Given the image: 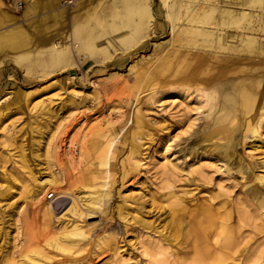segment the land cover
<instances>
[{
    "label": "rangeland",
    "instance_id": "rangeland-1",
    "mask_svg": "<svg viewBox=\"0 0 264 264\" xmlns=\"http://www.w3.org/2000/svg\"><path fill=\"white\" fill-rule=\"evenodd\" d=\"M142 1L61 2L62 58L0 21V264H264V0H151L144 29Z\"/></svg>",
    "mask_w": 264,
    "mask_h": 264
},
{
    "label": "bare ground",
    "instance_id": "bare-ground-1",
    "mask_svg": "<svg viewBox=\"0 0 264 264\" xmlns=\"http://www.w3.org/2000/svg\"><path fill=\"white\" fill-rule=\"evenodd\" d=\"M85 1H87V0H77V2H75L74 3V5H80V6H83V4H85ZM179 3H180V1H179ZM179 6H180V4H174V5H168V10L166 11V17L168 18V19H170V22H171V26H172V33H173V36H172V38L171 39H169V41H168V43H166V44H163V45H160V46H158V47H155V49L159 52L158 54H159V56H161V57H164L165 56V54L168 52V50H169V48L171 47V45L173 44L172 42H173V38H175L174 37V35L177 33V32H179L180 30H182L184 33H186L185 31H184V28L183 29H180V27L179 26H177V20L179 19V17H180V11H179ZM135 11H137V13H138V20H139V28H140V24L142 25V28L144 29V27H146V28H148V27H151V21L153 20V18H154V15H153V12L151 11V0H143L141 3H139L136 7H135ZM227 16H231V17H233L234 18V15H233V12H231V11H229V10H226V11H223ZM190 16V15H189ZM190 18V20H193V21H198V22H203V23H210L211 22V20L213 19V16L212 15H210V14H206L203 18H199L196 14H194L193 12H191V17H189ZM146 21H150V23H146ZM233 22V21H232ZM223 24V23H222ZM211 27V26H210ZM196 32V34H198L200 37H202L203 38V40H205L206 42L208 41V39H209V36H211V33H208V32H206V31H203V30H196L195 31ZM16 34H21V32H20V30L19 29H13V30H11L9 33H2V34H0V48H2V49H6V48H14V49H18L20 46H21V43L18 41V40H20V39H18L19 37H17V40H12L11 39V37H14V35H16ZM195 34V35H196ZM145 36H146V34H145ZM23 37V36H22ZM21 37V38H22ZM231 37H233V38H231V39H234L235 38V36H231ZM220 40H221V37L219 38ZM21 41V40H20ZM24 42V41H23ZM23 42H22V44H23ZM252 43H254V42H251L250 43V45L248 46V47H246L244 50L243 49H232L231 51H233V52H230V50L229 49H227V51L223 54V55H221V56H217V58H216V60H217V63H219V61H222L223 59H229V58H235V59H239V60H245V61H247V60H250V59H252V56L251 55H248V54H241V51H249V52H251V49H253V46H252ZM24 45V44H23ZM65 48V47H64ZM51 49L52 50H54V51H56L57 50V55H59L60 56V58H62L63 57V55H64V52H62L61 50H58L57 49V46L56 45H52L51 46ZM65 51V50H64ZM66 52V51H65ZM20 56V55H19ZM154 57L153 59H155L154 61V64H158L159 62H160V57ZM16 57V56H15ZM14 57V58H15ZM67 57V56H66ZM152 57H153V55H152ZM67 59V58H66ZM234 59V60H235ZM18 63H21L20 62V60H17V59H15ZM63 61H64V59H63ZM206 61H207V59H206ZM196 62L198 63V58L196 57ZM205 62V61H204ZM203 64V63H202ZM201 64H200V62H199V64H198V66H200ZM152 66H153V63L151 64L150 63V65H146L145 66V74L147 73V72H149L150 70H151V68H152ZM222 70L223 69H226V67H223V68H221ZM220 69V70H221ZM224 71V70H223ZM225 72V71H224ZM182 79H184V78H182ZM203 81V80H202ZM207 81H210L211 82V80H207ZM215 83V86L212 88V89H206L205 90V87H197L196 89L200 92V91H204V92H207L206 93V99H207V101H210V103H212L213 104V102H214V99L215 98H217V93H216V87L218 86L217 85V83L216 82H214ZM201 85H202V83H201ZM200 94V93H199ZM202 95V94H201ZM173 98H177V96H175V97H173ZM244 99V102H243V105L245 106V104H247V105H250L249 104V98L248 97H244L243 98ZM173 100H175V101H177L178 100V98L177 99H173ZM209 104V103H208ZM262 110H264V108L262 109ZM256 126H259L260 128L261 127H264V111H261V115H260V118L258 119V121L256 122V124L254 125V127H256ZM235 137V136H234ZM171 146V144H169L168 145V148ZM171 160V159H170ZM69 162L72 164L73 163V161H72V159H70L69 160ZM214 163V165L215 166H217L220 170H222V169H228V165L225 163V162H213ZM231 173V172H230ZM264 173V172H263ZM261 181L263 182V184H264V174L262 175V177H261ZM50 183H54V179H51L50 181H49ZM264 186V185H263ZM48 197V196H47ZM98 203H100V201H97ZM72 234H79L80 232H76V230L74 229V231H72L71 232ZM14 264H20V262H15ZM25 264V263H24Z\"/></svg>",
    "mask_w": 264,
    "mask_h": 264
},
{
    "label": "crops",
    "instance_id": "crops-1",
    "mask_svg": "<svg viewBox=\"0 0 264 264\" xmlns=\"http://www.w3.org/2000/svg\"><path fill=\"white\" fill-rule=\"evenodd\" d=\"M23 2L25 10L19 16L1 9L0 3V21L14 28H18L21 26L20 23L25 21L33 39L35 38L34 43L51 49L56 35H60L63 29L66 30L67 26H71V10L62 5V0H23ZM10 6L12 7V0ZM53 21L58 24L59 30L50 29L48 22Z\"/></svg>",
    "mask_w": 264,
    "mask_h": 264
},
{
    "label": "built area",
    "instance_id": "built-area-1",
    "mask_svg": "<svg viewBox=\"0 0 264 264\" xmlns=\"http://www.w3.org/2000/svg\"><path fill=\"white\" fill-rule=\"evenodd\" d=\"M77 2V0H62V3L66 6H73L74 3ZM24 8V2L23 0H12V10L14 12H21ZM55 192L51 191L48 193V198H54Z\"/></svg>",
    "mask_w": 264,
    "mask_h": 264
}]
</instances>
